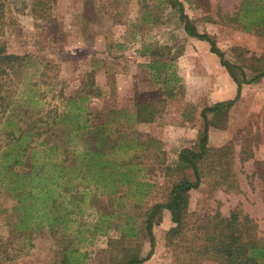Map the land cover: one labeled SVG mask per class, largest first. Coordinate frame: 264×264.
<instances>
[{
  "label": "rangeland",
  "instance_id": "1",
  "mask_svg": "<svg viewBox=\"0 0 264 264\" xmlns=\"http://www.w3.org/2000/svg\"><path fill=\"white\" fill-rule=\"evenodd\" d=\"M9 1L0 49L23 61L7 81L14 109L0 125V158L2 151L11 153L4 159L9 165L13 155L22 153L26 176L23 185L8 174L0 177V244L11 243L8 252L15 256L4 264H60L55 253L69 243L84 253L81 264H116L130 249L144 257L150 246L143 212L167 200L181 174L179 150L196 144L202 131V110L234 97L236 83L209 44L185 32L183 18L168 0H51L43 17L33 14L31 0ZM241 1L180 0L197 31L211 36L224 58L250 78L264 69V32L227 23L226 15L237 11ZM147 102L155 118L140 121L137 105ZM206 116L211 121L208 147L223 150L236 187L216 189L202 178L189 192V220L195 227L205 215L219 210L227 216L236 207L255 219L264 236V76L244 84L227 113L207 111ZM40 117L43 137L50 135L57 147L47 152L46 161L40 141L29 132L11 145L5 138L9 129L24 130ZM83 122L89 129L77 130ZM66 139L73 151L68 161ZM102 146L104 159L115 161L102 174L93 167L85 170L80 160L75 164V153ZM215 154L220 160V151ZM132 155L137 157L130 161ZM127 160L131 178L151 184L141 199L135 184L123 190L119 182L118 166ZM57 182L68 192L50 209L52 220L33 229L19 251L23 237L13 225L22 207L34 201L25 198V191L41 196L51 189L54 196ZM77 184L92 197L71 194ZM110 191L116 193L107 199L103 193ZM65 210L70 212L64 215ZM126 218L137 235L120 241ZM172 226L169 211L161 209L153 220L154 252L141 264H177V249L166 238ZM109 238L118 239L116 245L108 244ZM200 264L218 262L209 258Z\"/></svg>",
  "mask_w": 264,
  "mask_h": 264
},
{
  "label": "trees",
  "instance_id": "2",
  "mask_svg": "<svg viewBox=\"0 0 264 264\" xmlns=\"http://www.w3.org/2000/svg\"><path fill=\"white\" fill-rule=\"evenodd\" d=\"M169 3L177 8L179 15L184 20L183 28L185 32L199 40L205 41L209 44V49L212 53L217 55L220 60V64L225 67L232 80L236 83V93L234 97L223 101L216 102L212 106L202 110L203 128L196 144L190 147H183L179 150L177 157V166L181 171L180 176L172 183L167 200L162 203H155L146 211L143 212L144 219L142 221L143 231L149 239V251L144 257H141L136 249H130L125 252V255L118 259L116 264H141L145 260L149 259L154 252L155 248V236L153 233V220L157 213L161 209L169 211L170 220L173 226L167 232L166 238L168 244L174 245L177 249L176 259L177 264H200L203 259H214L218 264H263L264 263V236L259 234V226L254 218L247 214H243L238 208L232 209L227 216L221 214L217 210L214 214L205 215L202 218V224L193 226L190 222L191 213L188 212V199L191 189H195L199 186L202 178L208 177L211 180L213 188H219L225 186L230 189H234L235 183L231 173L229 159L225 158L222 149L213 151L208 147L209 140V127L211 121L207 118L206 112L211 111L214 116L220 113H227L230 107H232L240 98L242 87L244 84H248L259 80L264 76V69H261L259 73L247 78L242 67L231 63L224 58L223 51H221L216 45V41L207 33H200L195 26L191 23L190 18L184 13L183 4L180 0H168ZM9 0H0V26L4 23L6 11L10 9ZM51 8V0H31V10L37 17H43L49 13ZM227 23L241 28L246 31L255 30L257 32H264V0H242L239 8L232 15H226ZM23 61L20 56L4 53L0 49V125L9 121V112L14 109V103L9 101L10 89L7 87L10 76L16 71L19 66V62ZM160 61V60H159ZM158 62L155 60L154 63ZM255 70V69H254ZM237 71H240L241 77L237 75ZM93 82V81H91ZM92 84V83H91ZM155 112L152 109L150 102L139 103L136 109V116L140 121H152L155 118ZM44 117L35 119L31 122L26 129L22 130L20 126L16 129H9L5 133V138L8 140V145L14 142L22 140L23 136H30L35 140H39V145L43 147V157L46 160L50 159V155L47 153L49 150L56 149V141H51V136L43 137L40 127V123ZM89 125L86 122L78 123L76 129H89ZM32 128H34L32 131ZM102 136V135H101ZM30 137V138H31ZM67 142L70 143V139H66L63 146L65 151L64 161L70 160L69 153L73 154V151H69L67 148ZM66 143V144H65ZM220 151V160H215V153ZM0 158V177L3 179L7 174L10 178H14L15 181L23 185L22 181L25 178V172L22 170L21 165L23 162V154L17 153L13 155L11 163L9 165L4 164V159L10 156L8 151H2ZM115 153V152H114ZM106 149L102 146L100 149H85L80 153L74 154V162L80 160L81 167L85 170L91 167L97 168L99 174H102L107 168L110 167L114 159H104L106 155ZM224 156V157H223ZM10 157V158H11ZM137 155H132L130 161L134 160ZM130 161L127 160L122 165L118 166L117 170L119 176V182L124 186L123 190H126L130 184H135L136 189L139 192V199L145 197L150 192L151 184L147 181H140L136 178H131L129 174ZM119 165V164H118ZM22 170V171H21ZM58 191L53 192L51 189L43 192L40 196L38 192L25 191V198H32L29 204L22 207L23 214L20 217L19 223L14 224L16 231L22 235L19 251L26 248L33 229L40 227L44 222L52 220L50 209L55 206L56 200L62 198L68 192L67 188L62 183L57 182L55 185ZM115 191L105 192L104 196L109 199ZM116 193V192H115ZM24 193L20 195L23 196ZM71 194L79 195L81 198L90 196L89 191L81 190L80 185L74 187ZM123 196V195H122ZM122 196H119L122 197ZM92 197V196H90ZM69 206L73 205L71 200H68ZM70 211L65 210L64 215ZM111 216L114 213L110 214ZM24 222L28 225L22 227ZM33 222L34 224L30 225ZM52 225V222H50ZM120 241L124 238L132 239L137 235V230L134 223L128 221L126 218L125 223L121 226ZM118 239H108V244L114 246ZM81 238H78V242ZM11 243L0 244V264H4L6 261H11L15 258L14 255L10 256L11 252H8V247ZM11 250H15L11 247ZM57 258L60 260V264H81L80 259L84 253L79 252L76 245L69 243L68 246L63 247L56 253Z\"/></svg>",
  "mask_w": 264,
  "mask_h": 264
},
{
  "label": "crops",
  "instance_id": "3",
  "mask_svg": "<svg viewBox=\"0 0 264 264\" xmlns=\"http://www.w3.org/2000/svg\"><path fill=\"white\" fill-rule=\"evenodd\" d=\"M182 148V147H181Z\"/></svg>",
  "mask_w": 264,
  "mask_h": 264
}]
</instances>
